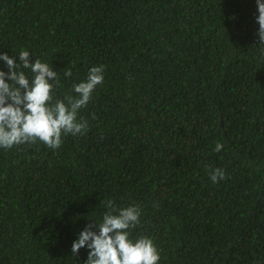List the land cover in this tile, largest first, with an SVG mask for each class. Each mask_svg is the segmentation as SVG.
I'll return each mask as SVG.
<instances>
[{
	"label": "trees",
	"instance_id": "trees-1",
	"mask_svg": "<svg viewBox=\"0 0 264 264\" xmlns=\"http://www.w3.org/2000/svg\"><path fill=\"white\" fill-rule=\"evenodd\" d=\"M257 16L256 0H0V52L49 63L54 100L104 66L87 131L0 147V264H85L72 243L108 200L141 209L129 239L157 264H264Z\"/></svg>",
	"mask_w": 264,
	"mask_h": 264
},
{
	"label": "clouds",
	"instance_id": "clouds-1",
	"mask_svg": "<svg viewBox=\"0 0 264 264\" xmlns=\"http://www.w3.org/2000/svg\"><path fill=\"white\" fill-rule=\"evenodd\" d=\"M256 4L259 42L264 44V0H256ZM15 57L0 52V60L8 69L7 72L0 70V147L9 149L39 140L56 149L62 143V134L78 135L87 131L88 121L83 117L78 119V112L91 100L96 86L103 83L104 66L91 67L85 80L73 84L76 95L54 100L53 87L58 80L52 66L40 59L33 60L28 51H20L18 61ZM23 69L31 70V79ZM64 75L71 77V70H66ZM222 148L217 142L214 151ZM224 178L222 169L211 170L212 182ZM101 203L107 209L102 222L98 225L88 222L73 241L72 253L87 247L85 264H157L160 256L151 238L129 239L128 229L140 223L141 209L117 208L112 200Z\"/></svg>",
	"mask_w": 264,
	"mask_h": 264
}]
</instances>
